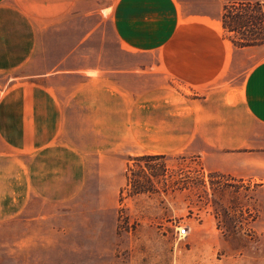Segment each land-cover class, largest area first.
Listing matches in <instances>:
<instances>
[{
	"label": "crops",
	"instance_id": "0c3cea01",
	"mask_svg": "<svg viewBox=\"0 0 264 264\" xmlns=\"http://www.w3.org/2000/svg\"><path fill=\"white\" fill-rule=\"evenodd\" d=\"M108 2L0 0V222L24 191L52 201L60 176L114 179L128 156L264 181V59L221 22L264 0Z\"/></svg>",
	"mask_w": 264,
	"mask_h": 264
},
{
	"label": "rangeland",
	"instance_id": "374dc122",
	"mask_svg": "<svg viewBox=\"0 0 264 264\" xmlns=\"http://www.w3.org/2000/svg\"><path fill=\"white\" fill-rule=\"evenodd\" d=\"M260 10L242 12L254 26L243 37L224 32L236 42L256 33L255 60L264 59ZM144 156H128L114 179L64 174L52 201L24 191L9 202L0 264H264V181L208 172L182 153Z\"/></svg>",
	"mask_w": 264,
	"mask_h": 264
},
{
	"label": "trees",
	"instance_id": "16d2710c",
	"mask_svg": "<svg viewBox=\"0 0 264 264\" xmlns=\"http://www.w3.org/2000/svg\"><path fill=\"white\" fill-rule=\"evenodd\" d=\"M252 5L254 6H258V8H262V5H264V3H232L229 5L224 6L223 8V12H222V17H221V22H222V27L225 33H233V34H237V35H241L243 37L244 32L247 30H251L253 26V23L250 21V19L244 17L245 15L242 13L244 11L245 8H250ZM259 13H261V20L260 23L261 25L264 27V15H263V11L260 10ZM247 16V15H246ZM242 22H246L245 24H241ZM235 24V25H233ZM248 25V26H246ZM243 32V33H242ZM251 32V31H250ZM254 36V40H245L244 38H242V41L240 39L239 42L236 41H231L230 42L235 46V47H246V46H252L254 45V43H258L261 42L259 41L258 38H256V33L253 35ZM149 160H153L154 158H157L159 156H154V155H150V156H144ZM128 182V183H127ZM126 183L127 186H129V181H128V177L126 176Z\"/></svg>",
	"mask_w": 264,
	"mask_h": 264
},
{
	"label": "built area",
	"instance_id": "2783aa9c",
	"mask_svg": "<svg viewBox=\"0 0 264 264\" xmlns=\"http://www.w3.org/2000/svg\"><path fill=\"white\" fill-rule=\"evenodd\" d=\"M187 229L184 228V227H181L179 230H178V237H185L187 235Z\"/></svg>",
	"mask_w": 264,
	"mask_h": 264
}]
</instances>
